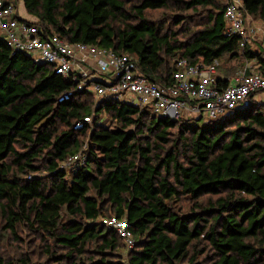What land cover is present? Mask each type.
Masks as SVG:
<instances>
[{"label": "trees", "instance_id": "1", "mask_svg": "<svg viewBox=\"0 0 264 264\" xmlns=\"http://www.w3.org/2000/svg\"><path fill=\"white\" fill-rule=\"evenodd\" d=\"M14 3L44 36L125 54L160 86L179 61H217L218 86L232 62L264 73L263 47L225 37L227 0ZM240 10L264 29V0ZM201 121L95 102L0 38V264H264V104ZM79 152L82 166L59 169Z\"/></svg>", "mask_w": 264, "mask_h": 264}, {"label": "built area", "instance_id": "2", "mask_svg": "<svg viewBox=\"0 0 264 264\" xmlns=\"http://www.w3.org/2000/svg\"><path fill=\"white\" fill-rule=\"evenodd\" d=\"M15 1L0 0V36L5 45L12 53L30 57L63 80L74 82L78 91L88 92L96 102L124 103L161 118L177 119L186 115L190 119L214 120L247 108L256 102V95L264 92V73L251 65L254 62L256 66L255 60L246 63L234 77L225 79L224 86L216 84L217 61L208 66L179 61L170 85L149 82L125 54L82 43L69 44L55 35L44 36L36 21L18 17ZM240 8L241 0H227L223 15L225 37H237L241 50L251 46L256 37L264 43V29L245 20ZM89 121L84 119L86 123ZM81 126L77 124L75 128ZM85 160V154L79 152L67 158L59 169L71 171L82 166ZM100 224L119 237L126 251L134 247L126 221L109 217L101 219Z\"/></svg>", "mask_w": 264, "mask_h": 264}, {"label": "rangeland", "instance_id": "3", "mask_svg": "<svg viewBox=\"0 0 264 264\" xmlns=\"http://www.w3.org/2000/svg\"><path fill=\"white\" fill-rule=\"evenodd\" d=\"M18 4L17 3H15V6H17ZM17 12H18V15H22L23 17H25V15H24V13L22 12V5L21 4H19L18 5V8H17ZM20 18V17H19ZM0 38H2V36H0ZM254 48V47H253ZM225 65H226V63H225ZM243 64H240V63H235V62H232V63H230V64H227L225 67H228V68H230V69H242V66ZM237 71V70H236ZM257 96V97H256ZM255 97H256V99H255V101L257 102V103H259V104H261V105H263L264 104V92H261L260 94H258V95H256ZM96 102V101H95ZM180 118H183L184 120H190V118L188 117V116H186V115H180L179 116ZM195 118H198V117H195ZM195 118H192V119H195ZM206 121H208V120H204V118H202V121L200 122V123H198V125L199 126H201L202 125V123L203 122H206ZM123 222V221H122ZM123 253H125V250L123 251Z\"/></svg>", "mask_w": 264, "mask_h": 264}, {"label": "crops", "instance_id": "4", "mask_svg": "<svg viewBox=\"0 0 264 264\" xmlns=\"http://www.w3.org/2000/svg\"><path fill=\"white\" fill-rule=\"evenodd\" d=\"M22 12L24 13L25 17H23L22 15H21V16L18 15V17H20V18H22V19H25V20H30V19H31V17H28V16L25 14L23 6H22ZM248 22H249V21H248ZM255 24H257L258 26L262 27V25H261L260 23H255ZM252 47H254V50H255V51H258V49L261 48V47H263V49H264V43H262V41L260 40V37H256V39H254V42H253V44H252ZM248 63H249V62H248ZM251 65H252V68H254V69H258V66H257V65L255 66V63H254V62L251 63ZM256 97H257V96H256ZM256 97H255V99H256Z\"/></svg>", "mask_w": 264, "mask_h": 264}]
</instances>
